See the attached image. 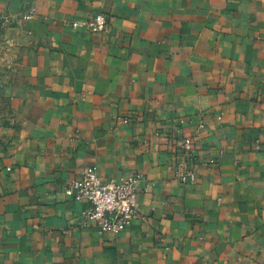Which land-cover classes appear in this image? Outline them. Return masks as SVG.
<instances>
[{"label":"crops","instance_id":"1","mask_svg":"<svg viewBox=\"0 0 264 264\" xmlns=\"http://www.w3.org/2000/svg\"><path fill=\"white\" fill-rule=\"evenodd\" d=\"M0 87V264H264V0H0ZM89 168L143 178L123 233L65 196Z\"/></svg>","mask_w":264,"mask_h":264},{"label":"built area","instance_id":"2","mask_svg":"<svg viewBox=\"0 0 264 264\" xmlns=\"http://www.w3.org/2000/svg\"><path fill=\"white\" fill-rule=\"evenodd\" d=\"M25 16L24 19H31ZM110 24V18L97 13L80 21L69 22L72 29H79L93 34H104ZM190 139L181 140L180 148L184 153L191 151ZM259 150V147L256 146ZM177 178L180 182L193 181L194 175L187 170L183 163L179 164ZM143 181L138 174L127 176L118 182H103L93 168H89L82 175L68 183L65 196L78 201L88 202L86 217L101 233L118 235L126 231L139 216L137 210V184Z\"/></svg>","mask_w":264,"mask_h":264},{"label":"rangeland","instance_id":"3","mask_svg":"<svg viewBox=\"0 0 264 264\" xmlns=\"http://www.w3.org/2000/svg\"><path fill=\"white\" fill-rule=\"evenodd\" d=\"M9 116L10 112L7 104V99L5 98L3 89L0 87V161L2 160L4 148L7 143L5 133L10 122Z\"/></svg>","mask_w":264,"mask_h":264}]
</instances>
